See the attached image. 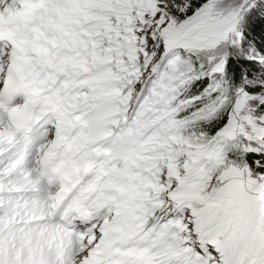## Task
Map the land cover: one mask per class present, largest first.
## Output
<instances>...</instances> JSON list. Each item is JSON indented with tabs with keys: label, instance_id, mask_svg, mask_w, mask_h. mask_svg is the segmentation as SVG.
<instances>
[{
	"label": "snow or ice",
	"instance_id": "obj_1",
	"mask_svg": "<svg viewBox=\"0 0 264 264\" xmlns=\"http://www.w3.org/2000/svg\"><path fill=\"white\" fill-rule=\"evenodd\" d=\"M0 264H264V0H0Z\"/></svg>",
	"mask_w": 264,
	"mask_h": 264
}]
</instances>
